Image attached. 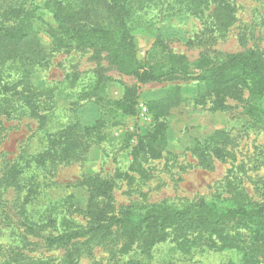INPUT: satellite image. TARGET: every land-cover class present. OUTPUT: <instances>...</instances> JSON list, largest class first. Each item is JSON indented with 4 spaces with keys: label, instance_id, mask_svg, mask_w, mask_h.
<instances>
[{
    "label": "rangeland",
    "instance_id": "obj_1",
    "mask_svg": "<svg viewBox=\"0 0 264 264\" xmlns=\"http://www.w3.org/2000/svg\"><path fill=\"white\" fill-rule=\"evenodd\" d=\"M198 1L135 2L129 25L138 57L161 64L168 53L184 54L197 71L202 57L221 62L250 48L264 57V0H227L230 23L215 2ZM69 5L81 21L114 19L107 0H0V26H15L21 9L37 30L20 58L0 61V263L264 264V241L241 218L202 232L172 219L149 251L143 237L118 227L47 241L98 220L93 179L113 183L116 215L201 201L264 210V99L244 86L216 109L213 93L194 81L141 82L107 51L59 49L47 29ZM177 88L179 101L156 115L149 103ZM130 100L123 112L118 101ZM159 126L161 156L135 160L133 148ZM229 236L239 247H228Z\"/></svg>",
    "mask_w": 264,
    "mask_h": 264
},
{
    "label": "trees",
    "instance_id": "obj_2",
    "mask_svg": "<svg viewBox=\"0 0 264 264\" xmlns=\"http://www.w3.org/2000/svg\"><path fill=\"white\" fill-rule=\"evenodd\" d=\"M95 1L100 0H91V2ZM138 1L141 0H107L108 13L114 16L108 24H104L97 13L93 17L98 20L92 23L93 20L81 21L72 15L74 8L72 5L63 9L58 7L55 13L58 24L56 26L49 24L47 32L53 44L59 49L92 48L97 52L107 51L110 62L114 66L126 74L134 75L141 82L177 79L194 81L213 93L215 98L213 108L216 109L224 107L225 95L236 96L244 86L252 96L264 99V57L256 48L229 54L221 62L202 57L198 62L200 71L193 68L184 54L168 53L165 55V62L161 64L140 59L129 25L133 5ZM208 1L216 3L215 10L226 23L231 22L234 16L231 14L232 9L228 8L227 0H199L197 3ZM198 7L194 10L196 11ZM15 12L18 17L15 26H0V61L4 63L11 58H20L23 55L20 52L21 47L37 38V30L30 13L21 9ZM128 89L125 92H128ZM131 95L133 101V92ZM180 96L181 90L177 88L175 92L152 100L149 104L156 115H160L168 107L177 103ZM118 103L123 112H131L132 108H127V106L132 107L131 100L129 103L124 101H118ZM141 153H146L153 158L161 156L162 127H156L151 133L146 134L133 148L132 154L135 160H138ZM89 187L94 192L93 206L96 209L94 214L99 216L98 220L82 232L53 235L47 238L49 243L87 234L108 233L113 227H118L129 236L143 237V249L149 251L156 241L167 238V227L172 219H181L180 221L185 222L189 228L202 232V230H210L211 227H218L231 218L246 220L255 233L254 239L264 241V210L256 206L251 207L245 204L228 206L215 201L183 204L180 207L153 204L143 212L125 209L116 215L111 213L114 209L113 183L108 180L93 179ZM228 239L231 240L228 247H239L232 237L229 236ZM253 243L250 250L253 249ZM184 245L182 243L181 247L184 248ZM259 245L260 242H255V248L259 249ZM223 246L227 247L224 243ZM250 263L251 261L247 260L244 264ZM0 264H9V261ZM34 264L49 263L38 259Z\"/></svg>",
    "mask_w": 264,
    "mask_h": 264
}]
</instances>
